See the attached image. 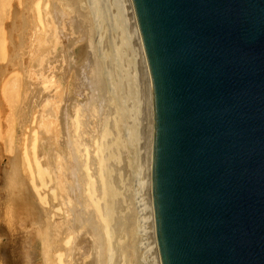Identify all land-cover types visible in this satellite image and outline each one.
I'll list each match as a JSON object with an SVG mask.
<instances>
[{"label":"rangeland","instance_id":"rangeland-1","mask_svg":"<svg viewBox=\"0 0 264 264\" xmlns=\"http://www.w3.org/2000/svg\"><path fill=\"white\" fill-rule=\"evenodd\" d=\"M68 1L0 0V139L2 138L0 140V264L11 262L3 252L4 249L9 247L18 250L13 258V263L18 261L22 264H55L54 254H56L57 245H54L53 240L60 239L62 235L60 230L57 231L58 233H54L50 224H52V221L59 222L61 217L66 215L67 209L74 217L72 226V246H74L72 264H109L110 262V264H152L154 249H150L152 247L151 229L149 227L151 224L148 223L150 222L148 220L149 213L146 214V212H149L150 206L148 204L149 192L147 191L149 190V172L147 171L150 155V106L146 90L147 85H145L146 80L143 79L145 77L142 70V60L140 53L137 52L139 48L137 47L135 35L132 34L133 25H131L130 17H128L126 0H114L115 3L112 0H101L100 3H104V5L101 3V7H105L104 11L102 10V15L104 14L103 21H94V24H100H96V26L92 21L96 20L97 17L91 13L94 8L90 4L92 3L91 0H88V2L83 1L86 6H82V0ZM79 1L81 2L80 5H78ZM124 3L123 10L121 7ZM38 5L40 9L36 10ZM87 6L93 8L88 7L89 9H87L85 8ZM117 10H121V13L118 14ZM37 11H40V13H37ZM80 13L83 16H80ZM39 14L41 18H39ZM84 14L88 17L86 15L84 17ZM94 17L96 18L93 19ZM105 17L107 21L104 20ZM118 18L121 20V28L118 27L120 26ZM82 20H85L83 21L84 26L81 23ZM72 21L76 22V28L78 29L75 28ZM103 22L105 23L103 24ZM85 24H88V26H85ZM68 25L70 27L74 26L71 27L73 31L68 30L70 28ZM81 27L84 28V31L89 29V31L84 32L88 36H86L83 44L77 43V39H81L80 36L84 35ZM85 27L87 28L85 29ZM78 30H81L82 34ZM81 44L88 56L86 65L83 67V71L88 74V77H86L84 88L79 93L73 65L77 61L76 52H78ZM116 50L118 56L115 53ZM101 52L103 54L100 55ZM121 53L124 54L121 55ZM106 55H108L107 58ZM116 56L119 59H115ZM90 70L96 73H92ZM114 78L115 81H113ZM117 79L120 80L121 84L123 82L120 85L121 88L118 85L120 89L115 85L120 84ZM6 86L7 88H5ZM114 86L117 88L113 89ZM113 90L114 92L117 91L116 96ZM116 98H119V103ZM120 106L124 108L119 109ZM67 112L70 114H68L65 123L64 117ZM110 112H112V115L109 116ZM114 112L116 115H114ZM88 113H93V115L90 114L93 118ZM76 117L81 119L82 122L76 119L77 123H74ZM87 117L91 118L87 120ZM99 118L101 119L99 120ZM105 119H107L106 122H104ZM84 122L89 123L84 124ZM100 122L105 123H102L103 131L101 132L100 141L99 137L95 136L88 144L89 147H87L85 141H87V135H89L88 131L92 130L97 124L100 125ZM72 125L74 126L72 127ZM82 125L85 126L82 127ZM82 131L83 136L80 134ZM73 132L74 134H72ZM32 135L36 136L34 151L32 150ZM102 136H108L107 139L103 138L105 140V142L102 140L103 143L101 142ZM84 137L85 139H83ZM81 139L82 143L80 142ZM93 139H95V143ZM28 151L31 156L36 154L41 168L45 169V173L42 174L41 178L47 182L50 189L42 192L43 201L39 199V196L29 193L32 191L28 192L26 190L29 187V182L27 169L26 172L23 169L26 168L24 167L26 166L24 161L26 155L31 158L27 153ZM100 152L105 153L104 155L107 158L104 155L102 156ZM81 155L82 158H80ZM91 155L95 157H91ZM74 159L82 164L84 162L85 166L88 165V173L91 172L90 176H96L90 177L88 174L87 181L84 183L85 185L83 184L82 189H84V186L85 188L89 187V184L87 186L86 184L90 177L91 180H94V197H97V199L102 197L100 198L102 203L101 201L99 203L100 199L95 198L98 201V206L101 208V205L106 203L102 205L103 209H101L107 212L104 214L101 210L100 213L103 215L102 218L108 219V230L111 228L109 238L113 239L112 243L114 244L112 245V240H108L110 247H107V243L104 244L105 248L102 255L100 244H98L99 233L95 229L97 226H94L90 214L84 216L86 212L82 211L85 209L83 201L79 200L80 202L75 203L73 207H68L69 203L65 200V194L57 187L54 180L56 176L65 175L66 180L60 185L63 186V190L74 191L76 189L77 185L75 183L79 184V180H73L71 176ZM88 159L92 162H89ZM104 159L108 161L105 160L107 161L105 162ZM94 160L104 161L103 171L106 172H103V177L106 178L105 182L107 181V184L108 182L110 184V188H107L109 186L107 184L104 188L111 191V198L108 197L107 199L106 195L109 196V192L101 188L97 176L99 163ZM93 162L97 164V172L92 170L95 168L94 166L89 167L90 164L93 165ZM83 171L85 172V168L82 169ZM76 172H74V176ZM20 177L25 180L23 181ZM38 178L36 183L39 182ZM19 179L21 180L19 181ZM23 185L26 187H22ZM20 186L22 188H19ZM25 190L29 194H26ZM97 191L101 195L96 194ZM100 191H103V193ZM82 192L83 195H87L86 189ZM29 195L32 197H29ZM11 196L12 200L15 199L11 202L15 203L17 201L15 205L10 203L9 197ZM23 197L26 200L22 199ZM20 199L25 201L26 206H22L24 204L22 200L23 204L20 203L22 205L19 206ZM105 199H107V202ZM35 200L37 201L35 202ZM107 203L111 207H107ZM6 204L12 207L8 206L11 209L9 214L6 210L8 208ZM58 207L62 210L58 211ZM47 211L49 212L45 214ZM101 225L103 226V224ZM85 240L88 241L87 243L92 244V248H88L87 245H84L83 248L75 247ZM108 250H112L113 255ZM107 253L110 254L111 260L107 259L109 258ZM65 257H67L66 254Z\"/></svg>","mask_w":264,"mask_h":264},{"label":"water","instance_id":"water-1","mask_svg":"<svg viewBox=\"0 0 264 264\" xmlns=\"http://www.w3.org/2000/svg\"><path fill=\"white\" fill-rule=\"evenodd\" d=\"M133 2L161 264H264V0Z\"/></svg>","mask_w":264,"mask_h":264},{"label":"bare ground","instance_id":"bare-ground-1","mask_svg":"<svg viewBox=\"0 0 264 264\" xmlns=\"http://www.w3.org/2000/svg\"><path fill=\"white\" fill-rule=\"evenodd\" d=\"M71 0H69L68 2H70ZM84 0H82V2H83ZM87 2H88V0H86ZM90 1V0H89ZM92 1V3H90V4H92V6H94V8L93 7H89V6H87V7H85V8H87V9H89V8H93V12H91V13H93V15L94 16H96V17H94L93 19H95L96 18V20H92L93 21V24H94V21L96 22V21H103V15H102V10L105 8H102L101 7V5L103 4L104 5V3H100V1L101 0H91ZM111 1V0H110ZM114 0H112V2H113ZM38 4L40 3L39 1L37 2ZM46 3V2H45ZM80 1H79V4L78 5H80ZM113 3H115V2H113ZM82 4V6L83 5H85V3L83 2V3H81ZM14 5V4H13ZM45 5V4H44ZM88 5H89V3H88ZM123 5V7H121V8H123V10H124V5H125V3L124 4H122ZM121 5V6H122ZM86 6V5H85ZM91 6V5H90ZM120 6V5H119ZM126 6H127V8H128V11L127 12H129V16L128 17H130L129 19H130V23H132L131 25H133V35H135V38H136V41H137V47L139 48V51L137 50V52L138 53H140V57H141V60H142V67H143V73H144V77L145 78H143V79H145L146 80V84L145 85H147L146 87H147V93H148V100H149V106H150V120H151V122H150V138H149V149H150V155H149V157H148V159H149V169H148V171L147 172H149V190H147L148 192H149V203L148 204H150V206H149V212H146V214L147 213H149V217H148V220L150 221V222H148V223H150L151 224V226H149L150 227V229H151V236H152V240H151V243H152V247L150 248V249H154V257H153V262H154V264H161V260H160V255H159V249H158V242H157V235H156V228H155V220H154V211H153V195H152V164H153V149H154V135H155V125H154V94H153V87H152V80H151V75H150V71H149V68H148V64H147V60H146V55H145V51H144V47H143V43H142V39H141V35H140V31H139V26H138V20H137V17H136V10H135V6H134V2H133V0H126ZM89 7V8H88ZM81 8H83V7H81ZM120 8V9H121ZM40 9V7H39V5H38V9H36V10H39ZM126 9V8H125ZM41 11V10H40ZM40 11L38 12L37 11V13H40ZM104 11V10H103ZM44 12H45V10H44ZM117 12H118V14H120L121 13V10H117ZM124 12V11H123ZM43 13V12H42ZM86 13V12H85ZM89 13V12H88ZM104 13V12H103ZM40 15V14H39ZM38 15V16H39ZM79 15V14H78ZM86 14H84V17H86L85 16ZM80 16H83V14L81 15V13H80ZM90 16H92V15H90ZM118 16V15H117ZM77 17V16H76ZM88 17V16H87ZM106 17H107V15H106ZM106 17L104 18V20H106ZM39 18H41V15L39 16ZM92 18V17H91ZM91 18H90V20H91ZM120 18V17H119ZM119 18H118V20H119ZM78 19V18H77ZM98 19V20H97ZM102 19V20H101ZM124 19V18H123ZM79 20V19H78ZM117 20V21H118ZM38 21H40V20H38ZM68 21H70V20H68ZM81 21V20H80ZM83 21H85V20H82V22L81 23H83ZM86 21H88V20H86ZM107 21V20H106ZM120 21L121 20H119V23H120ZM126 21H128V20H126ZM73 22V21H72ZM78 22V21H77ZM41 23V22H40ZM69 24H72V23H70V22H68ZM74 23V22H73ZM76 23V22H75ZM74 23V26H75V28H76V24ZM79 23V22H78ZM102 23V22H101ZM105 22H103V24H104ZM97 25L99 24V23H96ZM96 24H94L95 26H96ZM115 24H117V23H115ZM124 24V23H123ZM79 25V24H78ZM77 25V26H78ZM81 25V24H80ZM100 25V24H99ZM69 27H70V25H68ZM67 26V29L69 28ZM73 26V25H72ZM71 26V27H72ZM73 26V27H74ZM83 26H84V23H83ZM85 26H88V24H85ZM118 26V25H117ZM116 26V27H117ZM69 28L68 30H72L73 28ZM99 27V26H98ZM101 27V26H100ZM104 27H105V25H104ZM119 28H121V23H120V26H118ZM117 27V28H118ZM132 27V26H131ZM82 28V27H81ZM81 28H79V29H81ZM87 27H85V29H86ZM102 28V27H101ZM100 28V29H101ZM106 28V27H105ZM76 29H78V28H76ZM83 30V33L87 30H85L84 31V28H82ZM73 31V30H72ZM79 32L81 31V30H78ZM82 31H81V34H82ZM87 31H89V29L87 30ZM122 31V30H121ZM70 32V31H69ZM78 32V33H79ZM94 32V31H93ZM88 33V32H87ZM124 33V32H123ZM80 33H79V35H81ZM79 35H77L78 37H79ZM86 36H88V35H85V33H84V35L82 34L81 36H80V38L81 39H77V43H82L83 44V42H84V40H86ZM133 37V36H132ZM134 38V39H135ZM78 40H80V41H78ZM101 40V39H100ZM3 41V40H2ZM73 42V41H72ZM1 43V42H0ZM4 43H5V41H4ZM79 43V44H80ZM3 44V43H2ZM81 44V46L79 47V50H78V52H76L77 53V61H75V63H74V71H75V74H76V84L78 85V92L80 93L81 92V90H82V88H84V86H85V83H86V77H88V74L86 75L85 73H84V71H83V67L86 65V62H87V54H86V50H85V48L83 47V45ZM1 47H2V45H1ZM115 51V50H114ZM121 52V51H120ZM116 55L118 56V53H117V50H116ZM136 53V52H135ZM101 54H103L102 52L100 53V55ZM124 54V53H123ZM122 53H121V55H123ZM137 55V54H136ZM139 55V54H138ZM137 55V56H138ZM117 56L115 57V59L117 58ZM108 57V55H106V58ZM139 57V58H140ZM105 58V59H106ZM117 59H119V57L117 58ZM103 60H104V55H103ZM91 67V66H90ZM89 67V68H90ZM93 68V67H92ZM91 71V70H90ZM93 71V70H92ZM91 71V72H92ZM90 72V74H92V73H96V72H92L91 73ZM88 73H89V71H88ZM107 75H109V74H107ZM93 76V75H92ZM95 77H96V75H95ZM102 79V78H101ZM120 79V78H119ZM118 80V79H117ZM121 80V79H120ZM120 80H118V82L120 83ZM113 81H115V78H114V80ZM109 82V81H108ZM110 83V82H109ZM12 84V83H11ZM113 84H115V82H113ZM122 84H123V82H122ZM121 83L120 84H115V85H117V87H118V85H119V87H120V85H122ZM6 85V84H5ZM8 86V85H7ZM7 86L5 87V88H7ZM111 86V85H110ZM9 87V86H8ZM117 87H113V89H115V88H117ZM118 87V88H119ZM109 88H111V87H109ZM121 88V87H120ZM119 88V89H120ZM145 88V87H144ZM6 90V89H5ZM118 90V89H117ZM111 91H112V89H111ZM119 91H121V90H119ZM113 92H114V90H113ZM117 92V91H116ZM116 92H114V94H115V96L118 94H116ZM120 98V97H119ZM119 98L117 99L116 98V100H118V103L120 102V100H119ZM86 99V98H85ZM88 100V99H87ZM89 101V100H88ZM85 102H86V100H85ZM109 102V101H108ZM123 102V101H122ZM88 103V102H87ZM87 103H85V104H87ZM111 103V102H110ZM113 103V102H112ZM121 105H123V104H121ZM119 109L120 108H124L123 106L121 107H118ZM113 109V111H115V109L114 108H112ZM91 111V110H90ZM112 111V112H113ZM122 111H123V109H122ZM112 112H110L109 113V116H110V114L112 115ZM116 112V111H115ZM114 112V113H115ZM124 112V111H123ZM123 112H121V113H123ZM113 113V114H114ZM68 114H70V113H68L67 112V114H65V117H64V121H65V123H66V121H67V118H68ZM90 114H92L93 115V113H88V115H90ZM96 114H97V112H96ZM108 114V113H107ZM118 114V113H117ZM106 115V114H105ZM104 115V116H105ZM114 115H116V113L114 114ZM121 115H123V114H121ZM91 116V115H90ZM96 116V115H95ZM107 116V115H106ZM119 116V115H118ZM124 116V115H123ZM92 118H93V116H91ZM91 117H87V120H88V118H91ZM108 117V116H107ZM112 117V116H111ZM113 117H115V116H113ZM117 117V116H116ZM97 118V117H96ZM76 119H79L78 117H76L75 118V122L74 123H77V121H76ZM98 119V118H97ZM96 119V120H97ZM101 118H99V120H100ZM79 120H81V119H79ZM95 120V119H94ZM106 120L107 119H105V121L104 122H106ZM14 122V121H13ZM80 122V121H79ZM81 122H82V120H81ZM91 122H93L92 120H91ZM89 123V122H88ZM88 123H85L84 122V124H88ZM103 123V122H102ZM102 123L100 122V125H96L94 128H92V130H90V131H88L89 132V135H87L88 136V138H87V141H85L86 142V144L88 145V144H90V142H91V139L93 138V137H99V141H100V136L102 135V131H103V129H102V127H103V125H102ZM78 124H82V123H78ZM77 124V125H78ZM92 124V123H91ZM103 124H105V123H103ZM147 124V123H146ZM76 125V126H77ZM7 126H8V124H7ZM71 126V125H70ZM74 125H72V127H73ZM85 126V125H84ZM83 125H82V127H84ZM87 126V125H86ZM94 126V125H93ZM105 126V125H104ZM79 127V126H78ZM8 128V127H7ZM75 128V127H74ZM79 128H81V127H79ZM78 128V129H79ZM105 128H107V127H105ZM77 129V128H76ZM83 129H85V128H83ZM90 129V128H89ZM108 129V128H107ZM118 129V128H117ZM14 130V129H13ZM75 130V129H74ZM106 130V129H105ZM86 131V130H85ZM33 132V131H32ZM31 132V133H32ZM87 132V133H88ZM101 134H100V133ZM0 133H1V130H0ZM82 133H83V131L80 133L81 135H82ZM100 135H99V134ZM104 133V132H103ZM4 134V133H3ZM72 134H74V132L72 133ZM105 135H106V133H104ZM6 135V134H5ZM33 136V135H32ZM31 136V137H32ZM83 136V135H82ZM105 138L106 137H108V136H104ZM103 136L101 137V142H102V140H103V142H105V140L103 139L104 138ZM120 137V136H119ZM118 137V138H119ZM82 138V137H81ZM118 138H117V140H118ZM2 139V138H1ZM0 139V140H1ZM83 139H85V137L83 138ZM107 139V138H106ZM121 139V138H120ZM76 140V139H75ZM78 140H80L79 138H78ZM95 141V139H93V142ZM122 141V140H121ZM81 143H82V139H81V141H80ZM84 142V141H83ZM102 142V143H103ZM124 142V141H123ZM95 143V142H94ZM94 143H93V145H94ZM98 143V142H97ZM118 143V142H117ZM125 143V142H124ZM147 143V142H146ZM85 144V143H84ZM123 144V143H122ZM148 144V143H147ZM35 145H36V136L34 135L33 136V142H32V150L34 151V147H35ZM79 145H80V143H79ZM82 145V144H81ZM119 145V144H118ZM120 145H121V143H120ZM3 146V145H2ZM96 146V145H95ZM101 146V149H102V144L100 145ZM85 147V146H84ZM87 147H89V145L87 146ZM86 147V148H87ZM98 147V146H97ZM81 148V147H80ZM80 148H79V150H80ZM83 148V147H82ZM87 149H90V148H87ZM101 149L99 148V150L101 151ZM84 150H85V148H84ZM92 150V149H91ZM96 150V149H95ZM104 150H106V149H104ZM77 152V151H76ZM80 152V151H79ZM90 152V151H89ZM88 152V153H89ZM96 152V151H95ZM97 152H99V151H97ZM124 152V151H123ZM28 153V155L29 154H31V153H29V151L27 152ZM83 153V152H82ZM86 153V152H85ZM92 153V152H91ZM94 154V153H93ZM97 154V153H96ZM100 154L103 156L105 153H102V152H100ZM107 155L109 154L108 152L106 153ZM149 154V153H148ZM25 155V154H24ZM83 156H84V154H82ZM82 155L80 156V158H82ZM99 156V157H102V156ZM29 156H31V155H29ZM32 156H33V158H32ZM31 156V158H29L27 155H26V157L23 159L24 161H25V163H26V166H24V167H26L25 169H23L24 171L27 169V177H28V185H29V187H28V189H26V190H28V192L29 191H32V192H29V193H32V195L34 194V196H39V199L41 200V201H43V198L41 197V195H42V192L44 191V190H48V189H50V188H48V184H47V182L46 181H44L41 177H42V174H44L45 173V169H43V168H41V166H40V162H39V160L36 158V154H34V155H32ZM97 156V157H98ZM110 156V155H109ZM108 156V157H109ZM23 157V156H22ZM87 157V156H86ZM91 157H95V156H92L91 155ZM104 157L105 158H107L105 155H104ZM85 158V157H84ZM88 158V157H87ZM111 158V157H110ZM92 159V158H91ZM93 159H95V158H93ZM109 159V158H108ZM148 159H147V161H148ZM89 160V159H88ZM105 160H107V159H104V161ZM24 161H23V163H24ZM91 160H89V162H90ZM95 161V160H94ZM97 161V160H96ZM95 161V162H96ZM104 161L103 160H98L97 162L99 163L98 164V166H97V164L95 165L94 164V162H93V165H89V167H92V166H94L95 168H93L92 170L95 172H97V169L99 168V171H98V178H99V180H100V185H101V188H104V187H106L105 186V184H107V181L105 182V180H106V178H104L103 177V172L105 171H103V169H104ZM108 161V160H107ZM107 161H105V162H107ZM92 162V161H91ZM24 163V164H25ZM86 163H88V162H86ZM114 163V162H113ZM23 164V165H24ZM89 164V163H88ZM148 164V163H147ZM88 166V165H87ZM87 166H85V163L83 162V164L80 162V161H78V160H75L74 159V163L72 164V168H73V172H72V179L73 180H79V184L76 182L75 184L77 185V187H76V189L73 191V190H63V186H60V185H62L63 183H64V181L66 180V177H65V175H59L58 177L56 176L55 177V183H56V185H57V187L62 191V193H64L65 194V196H66V201H68V207H70V206H74L75 205V203H78V202H80L79 200H82L83 201V206H84V210H82V211H85L86 213H84L85 215L84 216H86V214H90L91 215V218H92V220H93V224H94V226L96 225L97 227L95 228L96 230H98V233H99V242H98V244H100V248H101V255H102V252H103V250H104V248H105V245L104 244H106L107 243V247L109 248L110 247V242H108V240L110 241V240H112L111 241V243L113 242V239H110L109 238V235L111 234V233H109V230L111 229H109L108 230V219L106 220L104 217L102 218V216L103 215H101V213H100V211L103 209V207H102V205H105L106 203H104V204H100L101 205V208H100V206H98V201L97 200H99L100 198H102V197H100L99 199H97V197H94V184H93V182H94V180L92 181L91 180V178L90 177H96V176H90V174H91V172H90V174L88 173V171H89V169L87 168ZM96 166L98 167V168H96ZM23 167V168H24ZM85 168V174L82 172V169H84ZM119 168V167H118ZM96 169V170H95ZM36 170H37V172H38V177L36 176ZM92 170H90V171H92ZM106 170H107V168H106ZM75 171H77L76 172V174H75V176H74V172ZM92 171V172H93ZM26 172V171H25ZM106 172V171H105ZM81 173V174H80ZM23 174H24V172H23ZM79 174H80V177H79ZM89 174V180H88V183L86 184V186L89 184V187L87 188H85V186H84V189H86V192H87V195L85 196V195H83L84 193L82 192V190H84V189H82V187H83V184L84 183H86V181H87V175ZM105 174V173H104ZM10 176V175H9ZM45 176V175H44ZM105 176H106V174H105ZM11 177V176H10ZM107 177V176H106ZM7 178H8V176H7ZM21 179H23L22 177H20ZM26 178V177H25ZM37 178L39 179V182L38 183H36V180H37ZM21 179H19V181L21 180ZM97 179V178H96ZM16 180H17V178H16ZM25 179H23V181H24ZM50 180V179H49ZM26 181H27V179H26ZM98 181V180H97ZM95 183H96V180H95ZM24 184H27V183H24ZM85 185V184H84ZM107 185H109L107 188H110V184H109V182H108V184ZM25 185H23L22 187H24ZM60 186V187H59ZM21 186L19 187V188H22ZM26 187V186H25ZM96 187V186H95ZM100 187V186H99ZM29 188H30V190H29ZM98 188V187H97ZM32 189V190H31ZM105 190H106V188H104ZM25 190V192H26V194H29V193H27V191ZM100 190V189H99ZM98 190V191H99ZM111 190V189H110ZM49 191H51V190H49ZM97 191V192H98ZM106 191H108V192H106ZM105 192L106 193H108L109 194V196H107L106 195V198L108 199V197H110V193H111V191H109L108 189L106 190ZM100 192H102L103 193V191H100ZM105 193V194H106ZM63 194V195H64ZM96 194H98V195H101V194H99V192L98 193H96ZM98 195H96V196H98ZM103 195V194H102ZM112 195V194H111ZM31 195H29V197H30ZM32 197V196H31ZM45 197V196H44ZM54 197H55V195H54ZM68 197V198H67ZM10 199V203L12 204H16V202L17 201H15V203L14 202H11V201H14V200H12V196L11 197H9ZM28 198V197H27ZM97 200H96V199ZM111 198V197H110ZM109 198V199H110ZM22 199H25L26 200V198H22ZM22 199H20V202H18L19 203V206L20 205H22L23 203V207L24 206H26L25 205V201L24 200H22ZM35 199H36V197H35ZM38 199V200H39ZM68 199V200H67ZM72 199V200H71ZM107 199H105V201L107 202ZM8 200V199H7ZM6 200V201H7ZM21 200H22V202H21ZM31 200V199H30ZM33 200V199H32ZM39 200V201H40ZM70 200V201H69ZM37 200H35V202H36ZM65 201V202H66ZM72 201V202H71ZM100 201H101V203H102V199H100L99 200V203H100ZM109 201V200H108ZM30 202V201H29ZM33 202H34V200H33ZM64 202V203H65ZM137 202V201H136ZM7 203V202H6ZM10 203H8V204H10ZM17 203V204H18ZM20 203H22V204H20ZM32 203V202H31ZM8 204H6V206L8 207L9 205ZM36 204V203H35ZM54 204V203H53ZM56 204V203H55ZM73 204V205H72ZM108 204V203H107ZM36 205H38V204H36ZM44 205V204H43ZM66 205H67V202H66ZM141 205V204H140ZM13 206V205H12ZM146 206H148V205H146ZM5 207V206H4ZM3 207V208H4ZM9 207H11V206H9ZM5 208L6 210H8L7 212H8V214H9V212L11 213V209L10 208ZM100 208V210H99V208ZM107 207H111V206H109V204H108V206ZM106 207V208H107ZM12 208V207H11ZM17 208V207H16ZM59 208V207H58ZM148 208V207H147ZM24 209V208H23ZM60 209V210H59ZM58 209V211H61L62 209L61 208H59ZM142 209V208H141ZM42 210V209H41ZM104 210H105V208H104ZM109 210V209H108ZM37 211V210H36ZM40 211V210H39ZM68 211V212H67ZM67 211H66V215L65 216H63V217H61V219L59 220V222H53L52 221V224H50V225H52V231L55 233V232H57V231H59L60 230V234L62 235V237L59 239H57V240H53V243H55L54 245H57V250L55 251V253L56 254H54V259H55V264H72V262H73V256H72V251L74 252V246H72L73 244H72V241H73V235H72V226H73V215L70 213V210H68L67 209ZM103 211V210H102ZM106 211V210H105ZM49 211H47L45 214H47ZM107 212V211H106ZM106 212H104L103 211V213L105 214ZM137 212V211H136ZM141 212V211H140ZM38 213V212H37ZM63 213V212H62ZM83 213V212H82ZM109 213V212H108ZM107 213V214H108ZM136 214V213H135ZM64 215V214H63ZM83 215V214H82ZM148 215V214H147ZM38 216V215H37ZM83 216V217H84ZM106 216V215H105ZM110 216V215H109ZM12 217V216H11ZM111 217V216H110ZM110 217H108V218H110ZM44 218H45V216H44ZM101 224H103V226L101 225ZM75 226V225H74ZM110 226V225H109ZM58 227H60V228H58ZM91 227V226H90ZM139 227V226H138ZM93 228V230H95ZM124 228H125V226H124ZM140 228V227H139ZM50 229V228H49ZM88 229V228H87ZM138 231V230H137ZM51 232V231H50ZM52 232V233H53ZM51 233V234H52ZM58 233V232H57ZM48 234V233H47ZM104 234V235H103ZM56 235V234H55ZM120 235H121V231H120ZM138 235V234H137ZM98 236V235H97ZM115 236V235H114ZM56 237H58V236H56ZM119 237V236H118ZM48 238H49V236H48ZM54 238V237H53ZM109 238V239H108ZM56 239V238H55ZM119 239V238H118ZM88 241H82V243L81 244H78V245H76L75 247H77V248H80V247H84V245H87L88 246V248H92V244L91 243H87ZM118 243V242H117ZM114 243H112V245H113ZM148 244V243H147ZM11 246V245H10ZM59 246V247H58ZM55 247V246H54ZM111 248H112V246H111ZM121 249V248H120ZM5 251H3L4 252V254H5V256H6V258H8L9 259V261L11 260V262L9 263V264H22L21 262H18V261H16V262H14L13 263V258L16 256V254H17V252H18V250H17V248H14V250H13V247L11 248V247H9V248H7V249H4ZM65 252V254L67 255V257H65L64 258V252ZM77 251H78V249H77ZM109 251V250H108ZM112 251V250H111ZM111 251H109L110 252V254H112L111 253ZM108 254V253H107ZM106 254V255H107ZM110 254H108L109 255V258H107V259H110ZM107 255V256H108ZM113 255V254H112ZM111 255V256H112ZM106 256V257H107ZM124 256V255H123ZM20 257V256H19ZM144 257V256H143ZM17 258V257H16ZM77 258V257H76ZM112 258V257H111ZM148 258V257H147ZM53 259V260H54ZM107 259H105V260H107ZM111 260V259H110ZM151 260V259H150ZM103 261H104V259H103ZM108 262V261H107ZM153 262H152V264H153ZM105 263H106V261H105ZM111 263V262H110ZM109 263V264H110ZM107 264V263H106Z\"/></svg>","mask_w":264,"mask_h":264}]
</instances>
